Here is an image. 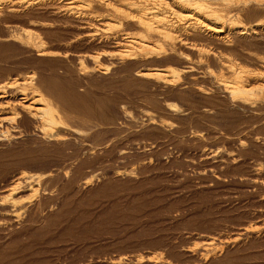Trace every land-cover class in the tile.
<instances>
[{
	"label": "rangeland",
	"instance_id": "1",
	"mask_svg": "<svg viewBox=\"0 0 264 264\" xmlns=\"http://www.w3.org/2000/svg\"><path fill=\"white\" fill-rule=\"evenodd\" d=\"M83 1L0 12V264H196L189 250L203 238L247 226L252 237L215 264H264V106L232 102L218 84L233 77L224 61L264 70V39L202 33L196 50L147 55L133 39L148 36L126 17L135 5ZM156 68L177 77L141 74ZM35 93L57 108L58 142L40 112L15 109Z\"/></svg>",
	"mask_w": 264,
	"mask_h": 264
},
{
	"label": "bare ground",
	"instance_id": "2",
	"mask_svg": "<svg viewBox=\"0 0 264 264\" xmlns=\"http://www.w3.org/2000/svg\"><path fill=\"white\" fill-rule=\"evenodd\" d=\"M22 1L23 0H5V6H3V4L0 6V12H2V11L4 12L5 10H3V9L5 7L9 11H11V12H17V11L23 9V7L26 4V3L22 2ZM45 1H47V0H45ZM82 1L81 0H78V1L77 0H72L71 3L72 4H78V7L80 9L84 10L85 8H87V6L84 5L83 3H81ZM113 1L114 0H90L89 3L94 4V5L98 4L100 6L103 5L106 8L107 6L110 7V6L114 5V2L115 1L114 2ZM141 1H142L141 3H143L142 5H139V3L137 2V0H125V3H128L130 5H135L136 6L135 9L137 8L136 9L137 10L136 12H138V13L133 15V12L132 13L130 12V13L126 14V17H129V18L131 17L130 19L134 18L133 21L136 20L137 23L144 29L146 35L148 36V37H144V38H141V37L140 38L139 37L137 38V36L134 35L133 44L135 45V49L137 51H142L143 54H147V55L148 54H151V55L152 54H155V55H158V57H159V55H161L162 53L165 52V54L168 55V53H174L175 50L177 51V49H178L177 46L179 44L182 45V46L185 45L187 47H190L191 50H196V48H194L195 46L192 47V44L193 43H191V41H195L196 40V35H198V34L201 35L202 33H204V34L206 33L205 36L208 35V37H210V38H212V39H214V40H216V41H218L220 43H223V44L227 43L229 40L232 41V39L233 40L245 39V40H250V42H252L251 39H255V38H262V39H264V18H263L264 16L262 17L261 20H256V21H253L251 23L244 22V21L248 20V19L244 20V16L247 14V12H249V11H251L253 9H256V10H260L261 9V10L264 11V0H141ZM83 2L85 3V1H83ZM122 2H124V0H122ZM118 3H120V2H118ZM40 4L42 6L44 5V3L43 4L40 3ZM122 4L124 5V3H122ZM108 7L106 9H108ZM125 7H127V6H125ZM71 9H73V8L71 7ZM94 9H96V8H94ZM166 9L172 11V14H174V19H171L170 20V19H168L167 16H165L163 14L164 10H166ZM111 11H112V9H111ZM31 12H32V10H31ZM92 12H94V11H92ZM114 13H116V12H114ZM248 14H250V13H248ZM118 15H119V13H118ZM86 16H88V15H86ZM123 23H124V21H123ZM183 29L186 30V32H191V33H186V34L181 33V34H179L180 30L182 31ZM94 35H95V33H94ZM89 36H91V35H89ZM155 37L156 38L157 37L158 38L160 37V38H163L165 40L166 44H165V47L164 48L162 47L163 45H161L163 42H161V44H158V42H159L158 39L157 40L156 39H153ZM176 38H178V39L176 40ZM256 40H258V39H256ZM250 42H248V44ZM23 44H25V43H23ZM122 44H124V43H122ZM32 45H33V43H32ZM167 45H169L168 48L166 47ZM232 46H234V45H232ZM238 46L240 47L241 45L238 44ZM245 46L248 47V45H245ZM220 47L221 46H219V48ZM165 48H167V49L164 51ZM167 50H171V52L170 51H167ZM202 51H205V50H202ZM251 51L253 52V50H251ZM132 52H134L133 49L130 50V53L128 52V56L129 57H131V56H133L135 54V53H132ZM206 52H207V50H206ZM206 52H205V54H206ZM217 52H218V49H217ZM217 52H215V53H217ZM224 52H225V54L227 53L226 51H224ZM38 53L39 54H43V56H44V54H47L48 51L46 52V49H43V48L40 47L39 50H38ZM248 53H250V52H248ZM203 54H204V52H203ZM213 54L212 55H208L207 54V55H208V57H210V56L218 57V58L222 57L220 55V51H219V55H217V54H214L213 55ZM239 54H240V52H239ZM106 55H108V54H106ZM151 55H149V56H151ZM202 55H201V57H202ZM258 55H260V54H258ZM60 56H61V54H60ZM92 56H90V57H92ZM104 56H105V54H104ZM248 56H250V55H248ZM184 57H186V56H184ZM191 58H193V57L188 58V61ZM256 58L257 57H255V59ZM200 60H202V59H200ZM96 61H98V59ZM260 61H261V57H260ZM262 61L264 62L263 59H262ZM100 62H102V61H100ZM237 62H238V60H237ZM249 62H251V61H249ZM244 64L247 65V63H244ZM249 64H253V63H249ZM260 64H262V63H259V65ZM253 65H255V64H253ZM99 66L102 67V65H99ZM108 66L110 67V65H108ZM222 67H224V69H226L233 76L230 81L226 80L227 79L226 78L224 80L222 79V82L221 81L219 83L217 82L219 84V86H221L225 90L228 99L229 98L231 99L230 101L235 102V103H239V104H242V105H248V106L254 107V108H255V106L256 107L257 106H264V70H262L260 72H255V71L253 72L252 70H248V69L245 70L242 67H239V66L236 67V66H234V64L232 65V63L230 61H228V62H225L224 61ZM159 68H156V69H153V70H145V71H142L141 74L146 75L145 76L146 78H147L148 75L156 76V77L157 76H159V77L160 76L171 77V79H169V82L171 80L174 81L175 78L177 77V74L176 73H172L171 74L170 72H167L166 71L167 68H165V70L164 69H159ZM93 72H95V71H93ZM171 72H173L172 69H171ZM138 73H140V72H138ZM168 75H170V76H168ZM184 77H185V75H184ZM215 77H216V75H215ZM253 79H256V81L258 83L257 84L254 83L255 85H251L250 84L251 83V80H252V83L254 82ZM187 83H189V82L187 81ZM2 87H6V86H0L1 89H2ZM199 89L201 90V88H199ZM35 92H37V91H35ZM42 94L35 93V95L37 96V98L34 99V96H33L34 102L32 101L30 104H26L23 101V102H20L19 104H16L15 103L14 106H15V109L16 108H20L22 111H27L29 113H34L35 111H37L38 113L40 112V114L38 116H40L41 118H43L44 119V122L46 123V128H45V131H44V137L51 138V139H55L58 142V140L60 139V137L57 136L58 133L55 130H53V128H54V119H55V118H53V115H54V111H56L57 108L54 106V103L52 104L51 102H49L47 99H45L44 95H42ZM5 96L6 95L1 94V92H0V100L5 99L6 98ZM225 99H227V98H225ZM38 105H40V106L37 107ZM258 110H259V108H258ZM258 110H257V112H258ZM254 111H255V109H254ZM37 112L34 113V115H36ZM48 113H49V116H48ZM255 114H256V112H255ZM88 182L89 181H87L86 183H88ZM255 232L251 228H249V226H247L246 228H244L240 233H238L234 237H228V238H225V239H223V238L217 239L215 237H213V238H206L205 237V238H203V242H200V243L196 244V246H194L192 249L189 248L190 249L189 252L191 253V256L195 258L196 264H215L217 260H220L230 250L236 249L240 245L246 243L249 240V238H251L252 235Z\"/></svg>",
	"mask_w": 264,
	"mask_h": 264
}]
</instances>
